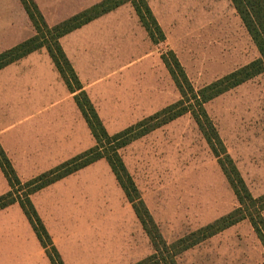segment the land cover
I'll return each mask as SVG.
<instances>
[{
	"label": "crops",
	"instance_id": "1",
	"mask_svg": "<svg viewBox=\"0 0 264 264\" xmlns=\"http://www.w3.org/2000/svg\"><path fill=\"white\" fill-rule=\"evenodd\" d=\"M33 1L51 28L102 0ZM165 1L146 0L165 37L158 45L150 41L130 4L59 39L108 136L168 107L159 101L155 76L150 75L157 63L164 67L161 55L172 51H161L169 33L159 13ZM34 35L20 2L0 0V54ZM76 94L43 48L0 69V148L20 183L95 147ZM9 191L0 169V197ZM29 200L62 264H137L151 256L149 239L103 159ZM0 264H51L17 203L0 210Z\"/></svg>",
	"mask_w": 264,
	"mask_h": 264
},
{
	"label": "rangeland",
	"instance_id": "2",
	"mask_svg": "<svg viewBox=\"0 0 264 264\" xmlns=\"http://www.w3.org/2000/svg\"><path fill=\"white\" fill-rule=\"evenodd\" d=\"M159 13L169 31L161 51L175 53L195 89L259 58L229 0H166ZM150 75L155 76L160 102L169 106L179 100L161 64ZM205 111L251 195L262 196L264 73L209 102ZM118 153L167 245L237 208L216 159L189 115ZM175 259L176 264H264V250L249 223L242 221Z\"/></svg>",
	"mask_w": 264,
	"mask_h": 264
},
{
	"label": "trees",
	"instance_id": "3",
	"mask_svg": "<svg viewBox=\"0 0 264 264\" xmlns=\"http://www.w3.org/2000/svg\"><path fill=\"white\" fill-rule=\"evenodd\" d=\"M18 1L32 24L35 35L18 46L1 53L0 69L35 51L45 49L68 90L71 93L77 92L74 97L75 103L96 142L95 147L84 154L26 183L19 182L0 148V169L10 187V191L0 197V210L14 203L20 206L51 264H62V262L37 217L29 196L102 159L107 162L118 185L123 190L126 200L131 205L152 247L153 254L137 264H176L175 258L182 252L242 221L249 223L264 250V194L257 198L251 195L235 162L227 153L214 124L205 111V105L209 102L264 73V0H229L258 52V59L200 89H195L175 54L172 51L165 52L161 55V61L179 94V100L114 136L106 134L61 50L59 39L120 6L130 4L150 41L154 45L163 43L165 41L164 34L153 17L146 0H102L51 28L45 24L33 0ZM184 115H189L192 118L212 156L216 159L219 169L236 199L237 208L171 245H167L127 173L118 151Z\"/></svg>",
	"mask_w": 264,
	"mask_h": 264
}]
</instances>
